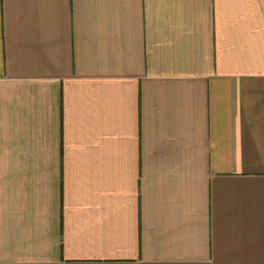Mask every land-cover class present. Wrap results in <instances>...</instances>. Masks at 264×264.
Wrapping results in <instances>:
<instances>
[{
  "label": "crops",
  "instance_id": "1",
  "mask_svg": "<svg viewBox=\"0 0 264 264\" xmlns=\"http://www.w3.org/2000/svg\"><path fill=\"white\" fill-rule=\"evenodd\" d=\"M0 264H264V0H0Z\"/></svg>",
  "mask_w": 264,
  "mask_h": 264
}]
</instances>
